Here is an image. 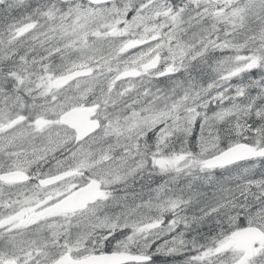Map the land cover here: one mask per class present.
<instances>
[{
    "label": "snow or ice",
    "instance_id": "1",
    "mask_svg": "<svg viewBox=\"0 0 264 264\" xmlns=\"http://www.w3.org/2000/svg\"><path fill=\"white\" fill-rule=\"evenodd\" d=\"M0 264H264V0H0Z\"/></svg>",
    "mask_w": 264,
    "mask_h": 264
}]
</instances>
